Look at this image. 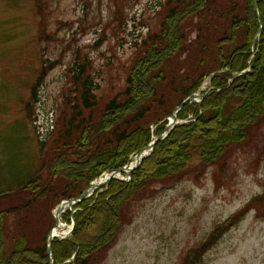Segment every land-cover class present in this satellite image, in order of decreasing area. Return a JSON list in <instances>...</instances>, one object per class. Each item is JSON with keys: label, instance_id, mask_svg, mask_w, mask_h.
<instances>
[{"label": "trees", "instance_id": "trees-1", "mask_svg": "<svg viewBox=\"0 0 264 264\" xmlns=\"http://www.w3.org/2000/svg\"><path fill=\"white\" fill-rule=\"evenodd\" d=\"M42 2L35 3L40 12ZM121 6L115 10L120 24ZM160 8L156 26L136 38L134 52L121 64V82L102 87L93 61L76 50L67 70L70 94L39 143L40 165L18 178L16 187L0 190V264H50L52 209L63 198L80 196L104 172L127 165L209 76L214 88L201 101L182 104L181 122L155 143L130 179L112 178L66 210L64 220L73 217L75 226L66 238L53 239V264H102L133 221L136 202L153 195L156 183L194 171L195 160L204 170L222 167L238 150L264 151V142L254 140L264 134V0H163ZM56 62L43 58L33 97ZM252 209L264 219V190L216 224L180 264H199Z\"/></svg>", "mask_w": 264, "mask_h": 264}, {"label": "rangeland", "instance_id": "rangeland-1", "mask_svg": "<svg viewBox=\"0 0 264 264\" xmlns=\"http://www.w3.org/2000/svg\"><path fill=\"white\" fill-rule=\"evenodd\" d=\"M162 2L43 0L40 12L36 0H0V190L16 187L18 178L25 179L40 165L39 143L48 138L57 111L70 94L67 70L76 50L93 61L102 87L121 82L117 78L121 64L134 52L136 38L156 26ZM117 3L125 13L121 24ZM6 35L11 40L5 41ZM43 58L57 62L33 97L31 88ZM210 80L209 76L195 97L210 93L214 88ZM254 140L263 143L264 134H256ZM192 164L194 171L174 182L156 183L153 195L136 202L133 221L123 227L102 264H180L189 248L204 241L216 224L264 190V151L255 147L234 152L222 167L203 170L198 160ZM42 172L48 173V165ZM3 204L0 196V207ZM73 220L65 221L70 225ZM199 264H264V219L250 210Z\"/></svg>", "mask_w": 264, "mask_h": 264}, {"label": "water", "instance_id": "water-1", "mask_svg": "<svg viewBox=\"0 0 264 264\" xmlns=\"http://www.w3.org/2000/svg\"><path fill=\"white\" fill-rule=\"evenodd\" d=\"M243 72H244V71H243ZM243 72H241V73H243ZM241 73H237L236 75H239V74H241ZM208 93H209V92H208ZM197 96H200V98H197ZM197 96H196V97L193 96V97H191L190 99L187 98V99L183 100L182 103H181L180 105H178V106L175 108L176 110H174L173 113L171 114V117L168 118V119H169V123L166 125V128L164 129V131H163L162 133H160L159 135L154 136V137L152 138L151 142H150L148 145H146V146H144L143 148H141V150L136 154L137 156H139V157L141 158L136 164H134V165H131V164H130V161H131V159L133 158V156H130V158H129V164L125 165V166L122 167V168L111 169V170H108V171L104 172L103 174H106V173H107V174L112 175L113 173H116V175H114V176H112L111 178L105 180L103 183H101V184L99 185V187L108 184L112 178L125 179V178L122 176V174H121L122 172H126L128 176H131V173L133 172V170H134L137 166H139V165L141 164V162L143 161V159H144L145 157H147L148 155H150V153L153 151L154 146H155V143H156L158 140L165 138V137L168 135V133L172 130V128L177 124L178 121H177V115H176V113H177V111L181 108L182 104L185 103L187 100H190L191 102H193V101H201L200 99H202V97H204L205 94H204V95L201 94V95H197ZM177 109H178V110H177ZM128 166L130 167L129 170H127V167H128ZM103 174H102V175H103ZM97 178H98V177H97ZM97 178H95V179H97ZM95 179H94V181H95ZM94 181H92V182L90 183V185H89V186H88V187L82 192V194H81L80 196H76V197H72V198L63 199V200H61V201L57 204V206H61V205L65 202V204H66V208L69 209V208H71V206L75 205L77 202H79V201L83 200L84 198L90 196V194L93 193L94 190L96 189V188H95V189L93 188V182H94ZM57 206H56V207H57ZM73 211H75V210H73ZM63 221L65 222V224H66L68 227H70V230L68 231V233L64 234L63 236H60L61 238H66L67 236H69V235L72 234V231H73L74 226H75V221L73 220L72 224H70V225H69L64 219H63ZM56 227H57L56 225L53 226V227L50 229V231H49V233H48V235H47V249H48V253H49L50 257H51V264H53V258H52V241H53V239H54L56 236H58V235L54 236V233H53V229H55Z\"/></svg>", "mask_w": 264, "mask_h": 264}, {"label": "bare ground", "instance_id": "bare-ground-1", "mask_svg": "<svg viewBox=\"0 0 264 264\" xmlns=\"http://www.w3.org/2000/svg\"><path fill=\"white\" fill-rule=\"evenodd\" d=\"M200 95V94H198ZM171 117V116H170ZM181 122V120H180ZM166 128V127H165ZM141 158L137 155H134L133 158L131 159L130 161V164L131 165H134L136 164ZM129 166L127 167V170H129ZM116 175V173H113L112 175L110 174H103L101 176H99L97 179H95V181L93 182V188H98L99 185L101 183H103L105 180L111 178L112 176ZM127 180L130 179V178H126ZM67 208H66V204L65 202L61 205V206H57L55 209H54V213H55V217H56V228L53 229V233H54V236L58 235V236H63L64 234L68 233V231L70 230V227H68L65 222L63 221V215L64 213L66 212Z\"/></svg>", "mask_w": 264, "mask_h": 264}]
</instances>
